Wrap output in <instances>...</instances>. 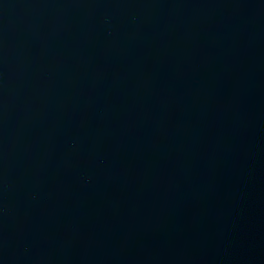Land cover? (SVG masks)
<instances>
[{"label":"water","instance_id":"water-1","mask_svg":"<svg viewBox=\"0 0 264 264\" xmlns=\"http://www.w3.org/2000/svg\"><path fill=\"white\" fill-rule=\"evenodd\" d=\"M0 264H264V0H0Z\"/></svg>","mask_w":264,"mask_h":264}]
</instances>
